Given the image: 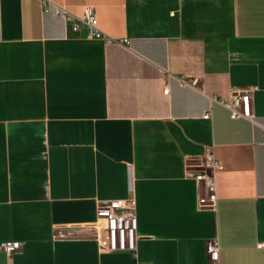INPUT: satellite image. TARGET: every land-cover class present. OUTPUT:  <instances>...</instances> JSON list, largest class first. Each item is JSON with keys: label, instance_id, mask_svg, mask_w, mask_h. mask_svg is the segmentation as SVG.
I'll return each instance as SVG.
<instances>
[{"label": "crops", "instance_id": "crops-1", "mask_svg": "<svg viewBox=\"0 0 264 264\" xmlns=\"http://www.w3.org/2000/svg\"><path fill=\"white\" fill-rule=\"evenodd\" d=\"M51 1L93 7L124 42L0 0V242H21L0 264H264L263 132L214 99L252 89L264 123V0ZM209 153L213 192L196 178ZM129 197L136 255L92 225L99 202Z\"/></svg>", "mask_w": 264, "mask_h": 264}, {"label": "built area", "instance_id": "built-area-1", "mask_svg": "<svg viewBox=\"0 0 264 264\" xmlns=\"http://www.w3.org/2000/svg\"><path fill=\"white\" fill-rule=\"evenodd\" d=\"M44 11H50L54 6L56 13L64 18L74 31L84 28L88 35L95 38H102L108 43L118 42L123 44V40H116L104 33L99 27V20L95 9L91 6L85 8L82 14H75L51 0H39ZM198 78L187 81L181 79L183 84L197 86ZM168 92V88L165 89ZM252 89H234L229 97L214 98L223 104L229 111L232 118H247L254 125L261 128L264 141V123L260 122L252 109ZM211 112H206L205 117H209ZM200 165L210 168L209 172L202 171L196 175L198 180H204L207 187L213 192L215 190V172L220 167L219 162L212 153L207 154L200 160ZM211 201L214 198L211 194ZM97 218L92 223L94 226V238L100 246L109 251H129L133 255L137 254V202L134 197L125 199H111L99 202L97 206ZM1 249L12 256L21 249V242L18 240H5L0 242ZM258 247H264V241L258 243ZM207 252L210 260L217 261L220 254V243L217 239L209 240Z\"/></svg>", "mask_w": 264, "mask_h": 264}]
</instances>
